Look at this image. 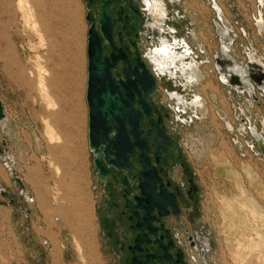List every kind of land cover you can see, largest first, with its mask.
Instances as JSON below:
<instances>
[{
  "label": "rangeland",
  "instance_id": "374dc122",
  "mask_svg": "<svg viewBox=\"0 0 264 264\" xmlns=\"http://www.w3.org/2000/svg\"><path fill=\"white\" fill-rule=\"evenodd\" d=\"M29 1L43 38L17 0H0V264H116L100 222L87 141L85 3ZM216 2L222 7L220 19L209 0H183L185 14L196 21L194 30L207 35V47L199 54L203 62L189 58L196 62L187 73L196 76L190 83L181 73L159 78L155 101L168 113L164 122L184 144L189 161L197 159L206 170L216 171L223 184L212 188L205 207L216 237L212 259L217 264H264V242L250 223L254 208V222L264 233L263 185L248 182L245 170L255 168L264 179V159L254 152L264 153L251 131L264 132V93L258 85L252 95L221 81L214 30L216 21L228 26V55L247 73L251 53L264 62V1ZM257 13L263 17L262 30ZM37 54L49 71L44 79L57 101L53 109L46 108L35 81ZM30 70L35 76H29ZM168 90L187 101L181 122L172 108L177 100ZM195 97L201 103L188 104ZM44 117L60 133L53 143L45 137ZM239 145L247 156L239 154ZM253 195L255 207L248 197Z\"/></svg>",
  "mask_w": 264,
  "mask_h": 264
},
{
  "label": "flooded vegetation",
  "instance_id": "af4514ba",
  "mask_svg": "<svg viewBox=\"0 0 264 264\" xmlns=\"http://www.w3.org/2000/svg\"><path fill=\"white\" fill-rule=\"evenodd\" d=\"M108 1L84 2L85 14L89 12L94 18V27L98 33L102 36L99 31L98 15L105 16L104 4L107 2V12L114 18L111 42L115 45V53L119 52L118 49H123L125 57L132 65H135L134 59H139L151 71L156 64L163 74L156 75L158 77L156 90L152 94L140 91L146 98L144 105L140 104L139 95H135L133 109L139 113L137 142L130 131L132 126L126 125L129 149L122 136L120 149L111 150L106 154L107 157L104 156L103 146L100 145L99 156L103 165L102 171L106 175L105 179L94 166L95 156L89 149L99 189L100 222L109 247L114 251V261L116 264H217L211 257L214 246L211 232L205 228L204 224L198 222L201 216L202 193L197 182V174L187 157L184 144L182 145L179 139L169 131L164 122L168 113L155 101L159 94V78L170 80L180 73L184 77L196 64L195 61L203 62L199 54L204 53L207 47V35H203L205 39L197 37V32L194 30L196 21L185 14V9L182 7L183 0ZM157 1L160 7L158 13H161L155 16L157 13H154V8ZM133 13L140 18L138 20L140 25L132 29ZM87 23L89 27L90 23ZM220 26H217V29L215 26L214 30L217 45L221 49L217 52L219 58L216 64L217 75L221 78L220 68L224 66V46ZM202 28L200 27V30ZM204 40L206 42H203ZM102 43L104 53L109 55L113 48L104 38ZM153 51L157 56H150ZM162 51L169 52L167 54L169 61L163 59ZM177 55L181 60L176 62L182 65L175 66L179 68L178 71L171 68V65L175 64L174 58H177ZM149 56L154 58V62ZM190 57L195 61L189 60ZM117 63L112 74L117 79L125 80L122 75L124 63L120 60ZM165 63L170 65L169 69L174 71V74H170ZM189 63L192 66L188 68ZM162 66L164 71L167 69L169 76L162 72L160 69ZM183 68L185 72L182 71ZM184 79L182 78L180 82ZM171 90H168L170 94L175 93ZM148 104L154 122L158 123V126L153 129L149 121ZM172 108H175L177 120L181 122L182 108H178L176 104H172ZM86 110L88 118L87 104ZM86 126L88 132L87 123ZM164 126L165 134L170 138V142L166 148L162 147L163 151L158 144L160 147L158 155L150 138V129L157 132ZM116 131L115 129L108 132V137L110 138ZM112 158L117 159L116 165L108 161ZM155 201H159L162 207L155 206ZM172 201L176 202L177 214L173 212Z\"/></svg>",
  "mask_w": 264,
  "mask_h": 264
},
{
  "label": "water",
  "instance_id": "95a60500",
  "mask_svg": "<svg viewBox=\"0 0 264 264\" xmlns=\"http://www.w3.org/2000/svg\"><path fill=\"white\" fill-rule=\"evenodd\" d=\"M83 1L86 2L88 0ZM212 1L214 0H210L211 7H213ZM108 2H111V0H109ZM104 10L105 16L104 14L98 15L100 22L99 31L100 33H102V36L95 29L94 18H92L91 14L89 12L85 14L86 21L90 23L89 27L86 30L87 81L85 88V98L88 109L87 141L89 149L95 156L94 166L101 172L103 179H105L106 175H104L102 171L103 165L101 162V156H99L100 145L103 146L104 156L107 157L106 154L111 150L115 148L117 150L120 149V137L122 136L126 141L127 148L129 149L127 131L125 130L126 125L132 126V130L130 131L135 139L139 135V113L133 109L135 95H139V102L141 105H144V103H146V98L145 96L143 97L141 95L140 91L145 94H152V92L156 90L158 78L156 77V75H163L158 70L156 64L154 70L151 71L146 66V64L144 62H140L139 59H134L133 61L135 65H132L129 59L125 57L123 49H118L119 52L115 53V45L113 44V42H111L114 18H112V16L107 12V2H105L104 4ZM216 15L217 18H221L219 13ZM104 17L106 18V22ZM139 19L140 18L137 17L136 14H132V29L140 25V22H138ZM218 23L220 24L219 21L215 22L216 29ZM103 38L111 45V48H113L112 52L109 55H106L104 53L102 43ZM168 53V51H162V55L164 56L163 59H167L169 61V57L167 56ZM218 58L219 57L215 59L216 64ZM119 60L124 63L122 75L124 76L125 80L117 79L112 74V71L114 68H116L118 64L117 62ZM150 60H152L151 57ZM177 60H181V58L177 57L175 59V64L171 65V68H173V70L175 66H182L181 63L176 62ZM152 62L154 61L152 60ZM178 67L175 68L176 71L179 70ZM215 68L217 69V65H215ZM165 73L170 75L167 69L164 71V74ZM250 79L255 83V86L258 85L252 76L250 77ZM222 82L225 83L224 81ZM255 98H257V96ZM148 111L149 121L152 124L153 129L154 127L158 126V123L154 122L151 116V108L149 104ZM115 129L117 131L109 138L108 132ZM152 129H150V138L152 139L154 147L156 148V154H158V149H160L158 144L161 146V148H166L167 146H169L170 138H168V135L165 134V126L160 127L157 132H153ZM254 140L255 142L257 141L255 136ZM256 146L257 148H259L257 143ZM163 148L161 151H163ZM108 161L115 165L117 164V159L112 158ZM154 204L158 208L162 207V204L159 201H155ZM171 204L173 205V212L177 214L178 210L175 207L176 202L172 201Z\"/></svg>",
  "mask_w": 264,
  "mask_h": 264
},
{
  "label": "bare ground",
  "instance_id": "6f19581e",
  "mask_svg": "<svg viewBox=\"0 0 264 264\" xmlns=\"http://www.w3.org/2000/svg\"><path fill=\"white\" fill-rule=\"evenodd\" d=\"M256 1L259 2L260 4H263L264 0H256ZM212 3H213L214 9L216 10V13L217 14L219 13V15H222V14H220V10L222 11L221 4L219 2H216V0L212 1ZM17 5H18V7H20V9L24 10L25 18H29L31 20L30 23H31L33 29L38 32V34L40 35L41 38H43V35L41 34L40 29H39V22L34 17L33 6L30 5V1L29 0H17ZM159 8H160L159 2L157 1L156 7L154 8V11H155L154 13H157L155 16L160 15L161 12L158 13ZM256 20H257L256 23L258 24L259 29L262 30L261 27L263 26V23H262L263 17H262L261 13L256 14ZM217 26L219 27L220 24H218ZM220 28L222 30V40H223V46H224V59H223L224 60L223 65L224 66H223V68H220L222 80L234 88L237 87V89L240 90L241 92L247 91L249 94H251V93L253 94V93H255L256 90H255L254 82L250 79V77L252 76L254 78L255 82L258 84V86H260L261 89L264 91V62L261 59L255 58L254 53H251L250 59H252V63L250 64L249 71L247 73H245L243 71V69L241 68L239 62L237 60H235V61L231 60L230 56L228 55V52H229L230 46H231V45H229V42L232 41L230 29H228V26H223V25H221ZM172 51H173V49H172ZM155 54H156V52L153 51L150 53V56H157V54L156 55ZM178 57H180V56H178ZM41 59H42V57L39 54H37L36 57L33 59L34 65L38 66V74L36 76L35 81H37V85H38V88L40 90V95L42 96V98L45 102L46 108L53 109V107H55L57 105V101L55 100L54 96L51 95V92L48 89V85L44 79L45 78L44 76L47 75L49 73V71H48L47 67L42 64ZM151 59L154 61V58H151ZM174 59H176V58H174ZM165 66L168 67L170 74H174V71H170V69H169L170 65L166 64ZM191 66H192V64L189 63L188 68ZM160 69L162 70V72L164 71L163 66ZM182 71L185 72L184 68L182 69ZM187 75H186L187 81L185 82V84L190 83V81H192V79L196 78V77H194L195 76L194 74L189 73ZM29 76L30 77L35 76V74L32 70L29 71ZM171 95L173 98H175L177 100L178 108L186 109V107H184V106L187 105V101H185L180 94L175 92V93H172ZM190 103L194 106H197L198 104L201 103L200 98L199 97L192 98L190 100V102H188V104H190ZM180 105H182L183 107ZM43 120H44L43 126L45 127V133L44 134H45L47 141L50 143H53L55 140H59L60 139V133L58 132L56 126H54L52 124V122L50 121V119L48 117H44ZM251 131L254 134V136L257 137L259 146L264 153V132L257 131V129H255V127H253ZM55 168H56V171H58L59 167L56 166ZM236 200H233L234 205L238 204V201H236ZM250 202L255 206V204L252 201H250ZM253 205H251V206L254 207ZM234 208H238V205H237V207L234 206ZM250 209H252L251 210L252 213L249 211L250 217L252 218V220L250 221V223H252L251 226L256 228L257 233L263 238L262 241L264 242V234L262 233V231L257 227L256 223L254 222L257 212H256V210H254V208H250ZM261 215L264 216V212ZM262 225L264 226V219H263Z\"/></svg>",
  "mask_w": 264,
  "mask_h": 264
},
{
  "label": "crops",
  "instance_id": "0c3cea01",
  "mask_svg": "<svg viewBox=\"0 0 264 264\" xmlns=\"http://www.w3.org/2000/svg\"><path fill=\"white\" fill-rule=\"evenodd\" d=\"M256 17V16H255ZM198 36H200L202 39L204 38L203 37V32L201 33V31L200 32H197V37ZM201 41V40H200ZM87 44V43H86ZM86 59H87V53H86ZM220 83H222V82H220ZM235 143V142H234ZM256 143V142H255ZM240 147V151L241 152H239V154L241 155V156H247L248 155V153L246 152V151H242V146L241 145H239ZM258 151V150H257ZM255 153V155H257V156H259V158L262 160V159H264V155L262 154V152H260V151H258V152H254ZM200 161L199 160H193L192 159V162H191V166H192V168H194V170H195V172H196V174H197V182L199 183V185H200V187H201V193H202V201H201V206H200V209H201V216H200V218L198 219L199 221L198 222H200L201 224H204V226H205V228L206 229H208V231H210L211 232V229H213V225H212V227H211V225H209L208 224V222H207V220L205 219V216H208L207 218H209V214H207L206 213V210H205V207H206V205L208 206V197H209V194H211V193H213V187H216V189H218L219 188V186H223V184H222V182L221 181H219V178H217V172L216 171H214V170H206L207 169V167H205V166H200V163H199ZM245 170H247V172H249V173H247V175L250 177V179L248 180V182H253V184H254V182L255 183H257L258 185H259V187H261V185H263L261 188L264 190V179H260V176H259V171L258 170H256L255 168H253V169H250L249 167L247 168V169H245ZM251 171L252 172H254V173H252L251 174ZM235 172H237V170L236 171H234V175H232V176H237L236 174H235ZM264 173V172H263ZM236 178V177H235ZM207 180H209L208 182L210 183V186H209V184L207 183ZM263 183V184H262ZM221 188V187H220ZM209 189V190H208ZM208 190V191H207ZM262 190V191H263ZM249 197V201H252L254 204H255V206L256 205H258L257 204V202H256V197L253 195V197H251V196H248ZM233 198H237V197H234L233 196ZM251 203V202H250ZM251 205H253L252 203H251ZM254 206V205H253ZM254 206V207H255ZM211 215H213V213H210ZM252 219V218H251ZM252 224V223H251ZM214 230V229H213ZM262 231V230H261ZM264 234V233H263ZM216 237H212V239H213V243L215 242V239ZM263 239V238H262Z\"/></svg>",
  "mask_w": 264,
  "mask_h": 264
}]
</instances>
